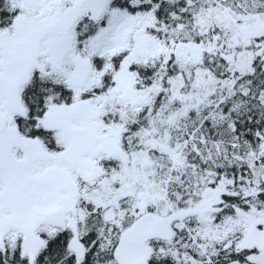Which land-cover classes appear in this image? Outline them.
Segmentation results:
<instances>
[{"label": "snow or ice", "instance_id": "1", "mask_svg": "<svg viewBox=\"0 0 264 264\" xmlns=\"http://www.w3.org/2000/svg\"><path fill=\"white\" fill-rule=\"evenodd\" d=\"M0 264H264V0H0Z\"/></svg>", "mask_w": 264, "mask_h": 264}]
</instances>
